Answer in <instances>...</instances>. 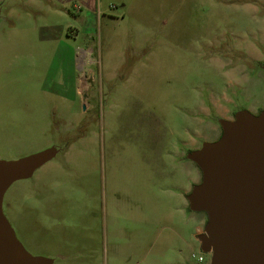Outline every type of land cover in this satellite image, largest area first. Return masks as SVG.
<instances>
[{
    "label": "rangeland",
    "instance_id": "obj_1",
    "mask_svg": "<svg viewBox=\"0 0 264 264\" xmlns=\"http://www.w3.org/2000/svg\"><path fill=\"white\" fill-rule=\"evenodd\" d=\"M263 114L264 0H0V161L35 162L0 221L39 264H211L195 154Z\"/></svg>",
    "mask_w": 264,
    "mask_h": 264
},
{
    "label": "water",
    "instance_id": "obj_2",
    "mask_svg": "<svg viewBox=\"0 0 264 264\" xmlns=\"http://www.w3.org/2000/svg\"><path fill=\"white\" fill-rule=\"evenodd\" d=\"M206 181L191 196L207 206L210 222L201 236L211 264H264V114L241 116L223 138L195 154ZM33 159L0 161V195L27 173ZM0 264H39L7 236L0 221Z\"/></svg>",
    "mask_w": 264,
    "mask_h": 264
},
{
    "label": "built area",
    "instance_id": "obj_3",
    "mask_svg": "<svg viewBox=\"0 0 264 264\" xmlns=\"http://www.w3.org/2000/svg\"><path fill=\"white\" fill-rule=\"evenodd\" d=\"M193 256H195V255H193ZM198 261L199 262H203L204 261V257L202 255L198 256Z\"/></svg>",
    "mask_w": 264,
    "mask_h": 264
},
{
    "label": "crops",
    "instance_id": "obj_4",
    "mask_svg": "<svg viewBox=\"0 0 264 264\" xmlns=\"http://www.w3.org/2000/svg\"><path fill=\"white\" fill-rule=\"evenodd\" d=\"M79 56V55H78Z\"/></svg>",
    "mask_w": 264,
    "mask_h": 264
}]
</instances>
